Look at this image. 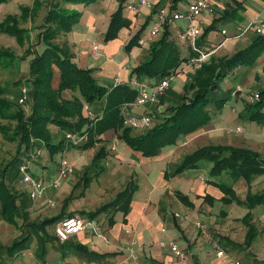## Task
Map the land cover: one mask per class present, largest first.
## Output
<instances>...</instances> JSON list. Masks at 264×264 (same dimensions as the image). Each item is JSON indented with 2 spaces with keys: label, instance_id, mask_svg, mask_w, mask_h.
<instances>
[{
  "label": "trees",
  "instance_id": "1",
  "mask_svg": "<svg viewBox=\"0 0 264 264\" xmlns=\"http://www.w3.org/2000/svg\"><path fill=\"white\" fill-rule=\"evenodd\" d=\"M61 1L87 3L91 0L46 1V11L41 29L37 33V38L43 43V47L30 58L27 77L24 79L26 86L25 102L29 106V112L27 114L23 112L21 103L17 99L11 100L2 95L4 89L0 87V117L13 122L12 124L0 122V133L3 138L15 141L17 152L20 149L22 151L28 150L34 140L40 141L49 153L59 149L62 151L65 147L64 142L67 140L64 137L59 138L56 142L50 140L51 134L48 124L53 123L63 130L73 131L78 135L85 133L86 139L84 141L73 143L74 146L82 149L91 147L95 142L100 141L101 136L99 134L111 129L130 148L138 150L145 156H155L161 146L174 142L179 136L186 135L206 123L230 95L239 92L237 86L231 89L228 86L221 88L220 82L233 73L235 66L251 64L264 48V32H255L256 34L247 44L231 54L217 55L212 51L200 63L199 67L193 69L189 77L183 82L181 92L171 103L165 105L164 111L154 124L145 130H141V132L131 134L129 133L130 126L123 125L120 105L134 98L135 89L124 81L109 85L97 82L91 67L78 66L71 60L67 45L55 41L56 34L61 32L59 30L67 31L77 16L76 10L63 7ZM121 1L109 16L103 34L104 40L115 37L118 29L128 24L127 18L121 14ZM175 1L171 0L172 4ZM230 12L231 15L234 14V10ZM13 18L14 16L7 14L5 20L0 23V28L3 23L14 26L15 20ZM144 24L131 34L123 44L126 51L131 45L137 43V38ZM13 28L15 32H9L15 33L19 37V31L22 33L23 28L15 26ZM212 28V22L203 26L197 38L200 49L201 40ZM0 54L10 53L0 51ZM188 58L180 54L178 47L169 38L167 24H164L159 37L149 42L144 57L130 68V74L138 78L156 80L169 72H174L180 62L186 61ZM53 65L58 70L55 87L51 85ZM63 89H70L76 93L70 97H64L61 95ZM216 89L217 91H215ZM257 90L260 98L253 103H244L245 117L261 121L264 120V110L262 109L264 86ZM214 91L217 92L218 96L214 95ZM95 99L101 103L99 107L92 109L93 113L91 111L92 116L90 117V114L83 113L82 103L89 104ZM158 102H162L159 97ZM105 155L104 145L101 144L93 152L90 164L102 166L100 160ZM202 158L210 163L207 169L209 175L206 180L222 192L220 196L222 202L227 203L236 200L245 204L247 208L261 204L264 209V188L255 192L248 188L244 197L240 198L234 193L231 183L215 177L221 172H225L230 178L241 177L248 184L254 175L260 173L264 175V155L245 146L221 143L204 144L183 154L172 173L197 168L198 161ZM5 167L7 166L4 165L0 168V217L6 222L16 224L15 218L19 212V215L25 218L28 211L25 209L24 200L20 199L16 202V196L20 192L12 189L4 180ZM82 177L86 181L87 175L85 173ZM135 186L133 179H128L112 198L84 214L91 218L97 213L107 212L109 213L107 221L108 224H111L113 212L117 210H120L122 214L127 212ZM211 198L212 196L207 193L203 195V199L210 201ZM60 216L61 214L57 213L41 221L21 223L22 226L26 225L21 230L25 234L21 233V237L17 240L13 239L7 245V250L14 249V247L20 250L24 247V240L28 236L26 230L39 228L44 237L47 236L44 226L48 223H54ZM249 218V211L241 217L242 221L248 225L243 240L247 245L254 236L248 221ZM50 235L55 237L52 233ZM6 264L13 263L8 261Z\"/></svg>",
  "mask_w": 264,
  "mask_h": 264
},
{
  "label": "rangeland",
  "instance_id": "2",
  "mask_svg": "<svg viewBox=\"0 0 264 264\" xmlns=\"http://www.w3.org/2000/svg\"><path fill=\"white\" fill-rule=\"evenodd\" d=\"M44 1L45 0H6L0 2V23L5 20V16L7 14H11L12 16H14V26L17 28H23L22 33L21 31H19V37L16 36L15 33L9 32H15L13 25L3 23L1 25L2 29L0 28V51H7L8 53H10L0 54V87L8 91L11 89L9 93H6L5 91L2 92V95L6 96L8 99H17L18 94L20 92L19 82L22 81L28 73L29 60L34 53L39 52L43 47V43L37 38V26L42 22V19L40 20L38 17L39 11L44 9L46 10V5ZM31 16L34 20H31L29 18ZM257 18L261 23L262 30L264 31L263 9L260 11V16H257ZM151 25L152 23L150 22L147 31H143V33L145 34L143 36L144 42L141 44L134 43L128 49V51L131 50V53L136 52L138 54L136 58H139L141 56L142 59L145 53L147 52L149 41L147 40L146 36L148 35ZM244 25L245 23L240 21V26L238 30H241ZM144 26L145 24L143 25V27ZM216 26L218 28L222 26L225 33L229 35L232 34L231 31H237L233 29V23L230 20L217 22ZM160 30L161 27L159 28V31L154 33V35L152 36L153 39L159 37L161 33ZM104 31H96L95 33L97 38L101 41H106L103 39ZM118 32L121 33V31H117L115 37L118 35ZM255 34V31L249 28L244 31L238 38H231L230 36V38L227 40V46L225 45L221 48L220 51L216 50L214 53H216L217 55H220L222 52V54H231L235 50L247 44ZM137 46L138 48H136ZM120 51L119 55H114V57L119 58L121 54ZM124 51L128 52L125 49ZM190 52L192 53V55L195 54L192 50H190ZM184 53L187 52L185 51ZM130 59L132 58L130 57L129 60ZM186 61L182 60L180 62L178 67H180L181 65L183 71L182 69L177 68L180 73H175L173 75L169 86L164 89L161 95H159V99H161L162 102H158V100H156V102L153 104L134 103L129 105L125 109L124 114L122 115L125 117L132 116L136 120H138L139 116L143 113L150 115L153 111V116L151 117L148 124L130 126L129 133L133 134L141 132V130H145L151 127L164 111V109H153V106H155V104L160 103L165 106L168 103H171L173 99L176 98L177 94L181 92L183 82L189 77L190 72H192L193 70V68L190 67ZM55 71L56 67L53 65L52 74H54ZM16 81H19L18 84L13 86V82ZM51 85L53 87L56 86L55 77L51 79ZM219 86L221 88H226L228 86L230 87V89L237 86L239 88V92L230 95L225 101V103L218 110H216L214 114L210 116V119L206 123L202 124L194 131L189 132V136L186 141H182L181 138L184 136L182 135L179 136L174 142L165 144L157 150V154L160 155L159 160L164 162L166 160L169 161L167 163L168 167L173 169V167L176 165L177 162H179L183 154L191 152V150L195 149L198 146L210 143L245 146L264 155V134L261 130V123H264V120L256 121L253 118L249 119L245 117V102L243 101L244 99H246L250 91L260 89L264 86V48L255 57L254 61L251 64H239L235 66L233 68V73L230 74L228 77H225L220 82ZM215 91H217V89ZM215 91L214 95L218 96L217 92ZM63 94L65 95L66 92H63ZM100 103L101 102L96 99L89 104L83 102V113L87 115V109H94L96 107H99ZM21 107L23 108V112L25 114L29 112V106L26 102L21 103ZM92 109L90 111H92L93 113ZM0 122L5 124L13 123L12 121H7L6 119L1 117ZM237 124L241 125L242 130H232L233 127ZM227 128H229L228 131L225 130ZM48 129L51 134L50 140L52 142H56L57 140H59V138L64 136L63 129L56 124H48ZM194 134L196 135L194 136ZM115 135L116 133L113 132L111 129L108 131L105 130L99 134V136L104 137H101V140L99 142L103 143L105 146H109L110 144H112V142L124 144V146L129 151H132L134 153V155H131L134 161L137 160L139 156L146 157L145 155H142L138 150L130 148L123 142L122 139L118 137L115 139ZM64 143L65 147L62 150L63 152L61 151V149H59L53 151L52 153H49L48 149L45 148V146H43L40 141L35 140L33 142V146L35 145L34 147H32L31 149L29 147L27 151H21L20 149L17 152L15 148V141L3 138L0 133V168L4 165L7 166L5 167L3 178L12 187V189L20 192L16 196V202H18L20 199L24 200L25 209H27L28 211V214L25 217L26 219L23 216H20L19 212L17 218H15L16 224L6 222L0 217V264H6L8 261H11L13 264H50L52 261V257L58 255V250L62 246L58 244L59 240L57 238L50 235L53 223H48L44 226V230L47 234V236L45 237L43 232L39 228H34L35 230H26L25 232H27L28 236L24 240V247L22 249L19 250L14 247V249L12 248L11 250H7L6 247L12 242L13 239L17 240L21 237V230L26 226H22L21 223H24L25 221H41L44 218L50 217L51 215L56 213V204L54 205V202L57 203L59 199H61V197L57 198L52 194L55 191H65V188H62V185L58 186V183L55 187H52L48 184L52 179H54L55 175H57L59 163L63 159V157L68 164H71L72 171L68 173L65 177L60 178L59 184L62 181L69 180L70 183L69 187L67 188L68 190L73 185L71 194L66 199V205L76 206V210L80 211V215L86 216L84 213L90 211L95 207H98L101 202H105V200H107L109 196L113 194L112 192H114L117 187L122 186L118 185L117 181L122 180L123 176H125L127 174V171H129V168L127 167L125 162H120L123 160H118L123 159L119 156L116 157L117 161L111 160L113 150H109L107 154L100 160V164L105 165V168L97 170V174L100 173L97 176L95 173V170L97 168H94V166L89 162L92 153L95 151V149L100 143H96L95 145H92L91 147H88L86 149L74 146V144H72L71 142L65 141ZM169 147L175 148L176 150L171 152L170 154H167L166 149ZM35 150H37V152ZM23 153H25L27 156H25ZM30 157L32 158L31 160H35V163H33V161H29V163H27L28 171L31 174L41 178L46 184L43 195L35 199H30L28 197L27 191L29 187L27 183L21 180L19 172L16 170L17 164L20 160L25 161ZM147 157L153 158V156ZM40 163L43 166H40ZM208 165L209 161L202 158L198 161L197 168L190 170L186 169L184 171L185 173L190 171H201L205 174V176H208ZM86 166H90L87 167L86 170L87 174H89L92 179L89 180L88 184L83 185L81 182L82 180H80V175L82 174V171L84 168H86ZM137 170L138 167L134 166L133 176L131 174L127 176L125 182L128 179H133L135 184H137L136 180L139 178L137 177ZM89 175H87V177H89ZM215 177L217 179H222L225 182L231 183L234 193L240 198L244 197L248 188L252 192L259 191L264 188V175L261 173L254 175L250 179L248 184L245 180H243V178L239 177L236 179H232L225 172H221ZM134 178L137 179L135 180ZM138 182L139 191H135V193L140 192L141 189L144 187L140 179ZM231 202L232 215L241 212L240 216L242 217L245 212L249 211L250 218L248 221L250 224L252 217V224H250V227L252 229V232H255V235L249 241V246L251 245L250 249L247 248V244H245L244 242V244L240 243L242 246L240 247V245L236 246L229 243L228 241H224V246L226 248V251L230 255V260H234L237 258L238 261H240V264H251V260L256 259L255 264H264L262 263V260L264 259V209L262 205L255 204L254 206H252L254 208L251 213L250 208H247L242 202H237L236 200H232ZM161 204L165 206V211L166 209L174 210L180 214H182L183 212V208H181L179 204L172 203L169 205V203L165 202L164 200L161 201ZM100 214L101 213H97L95 215L96 217L94 216L90 219L95 222L98 217H102ZM173 218L176 221L179 220L178 218ZM231 224L237 227L235 230H231L230 232H228L229 234L233 235L232 237L238 240L240 239L243 233L245 235V232L248 228L247 224L244 227L240 226V224L238 225V223L234 221H232ZM207 225L210 230L211 236L213 237L212 228L209 226L208 223ZM257 227H260V229H256ZM169 230L175 233H179L177 227L173 225L169 227ZM199 235L196 234L198 238L201 236ZM198 240L204 239L201 238ZM254 254H256L255 257L253 256ZM226 256L227 255L225 253V257Z\"/></svg>",
  "mask_w": 264,
  "mask_h": 264
},
{
  "label": "crops",
  "instance_id": "3",
  "mask_svg": "<svg viewBox=\"0 0 264 264\" xmlns=\"http://www.w3.org/2000/svg\"><path fill=\"white\" fill-rule=\"evenodd\" d=\"M46 1L47 0L44 1L45 5ZM133 1L135 0L121 1V14L127 18L128 24L118 29L121 33L118 32L116 37L106 41L99 40L95 33L96 31H104L106 29L109 16L111 12L118 7L120 0H91L87 3L61 1L63 7L76 10L77 16L67 31L62 32L63 30H59L61 32L56 34L55 41L67 45L71 60L78 66L91 67L94 78L101 84H115L126 81V79L131 76L130 68L141 60V56L136 58L138 54L136 52L131 53V50L125 52L124 49H122L123 44L131 34L145 23V26L141 29L137 38V44L144 42L143 36L145 34L143 31H147L149 23H152L154 10L157 6H162L166 13H172L174 11L183 10L186 4L191 0H176L174 4H172L171 0H150L153 3L151 8L141 6L137 12H133L124 7L125 3ZM262 9L264 10V0H214L212 12L202 13L198 17L201 30L204 25L210 22L213 23V28L210 29L206 33L205 38L201 40V49L212 50L213 52L216 50L220 51L221 48L227 44V40L230 36L231 38H238L247 30H238L240 21L246 24L252 17L260 16V11ZM231 10H234L235 15H231ZM45 11V9L39 11L38 17L40 20L42 19V21ZM29 18L34 20L32 16ZM224 20L232 21L233 29L237 31H231L232 34L229 35L225 33L222 26L220 28L216 26L217 22ZM164 24H167L169 38L178 47L180 54L185 57L194 56L195 54L192 55L190 52L191 48L187 41L177 36L178 32L186 25L185 19H171V17H169L167 21L162 23L160 31H162ZM41 25L42 22L37 26L38 31H40ZM146 38L149 42L153 40V38L148 37V35ZM93 42L97 45L95 51L92 50ZM136 48H138V46ZM119 51L121 52L119 58L114 57V55H119ZM185 51L187 53H184ZM130 57L132 59L129 60ZM177 68H182V66L180 65V67ZM177 73L180 72L178 71L176 74ZM26 77L27 75L25 78ZM54 77L57 83V68L55 73L52 74V78ZM24 79L20 82H13V86L19 82L20 92L18 97L22 94L21 87L25 85ZM144 79L153 81L152 78ZM4 91L9 93L11 89L9 91L4 89ZM63 92H66V94L64 95ZM74 93L76 92L70 89H63L61 91V95L64 97H70ZM164 107L165 106L160 103L155 104L153 109L156 108L157 110H161L164 109ZM91 109L92 108H89L87 110ZM195 135L196 134H194V136ZM188 136L189 133L184 135L181 138L182 141H186ZM101 137L104 138L103 136ZM116 138L117 136L115 135V139ZM96 143L100 142H95L94 145ZM101 144L103 143L99 145ZM34 146L32 144L30 149ZM104 148L106 154L109 150H113L111 160H116V157L119 156L123 159L118 160H123L120 162H125L129 168V171L123 176L122 180L117 181L118 185L123 186L127 179L126 177L130 174L133 176L134 166L138 167L137 177L139 178H136L137 180L134 178L137 184H135L136 188L132 192L128 210L125 214H122L120 210L113 212V222L111 224H108L107 221L109 213L100 212L102 217H98L95 222L92 220L95 224L94 227L96 231H93L90 227H86L69 235L65 241H59L58 244L62 247L58 250V255L52 257L50 264L54 262H57V264H232L233 260H230V255L226 251L224 241L242 247L240 243L244 244V233L242 234L243 237L241 236L240 239L237 240L228 232L237 228L235 225L231 224L232 221L237 222L238 225L240 224V226L243 227L246 224L241 220V212L232 215V202L224 203L221 201L220 196L222 192L216 186L207 182V176H205L203 172L190 171L185 173V171L182 170L178 173H172L173 169L167 166L169 161L166 160L164 162L159 160L160 155L158 154L153 156V158L139 156L137 160L134 161L131 157L134 153L129 151L122 143L118 144L117 142H112L109 146L104 145ZM175 150V148L169 147L166 149V153L170 154ZM23 154L27 156L25 153ZM21 161L22 160L19 162ZM30 161L35 163L34 159ZM40 166L43 165L40 163ZM87 167L90 166H86L80 175V180H82L81 182L83 185L88 184L89 180L92 179V177L87 174ZM94 168H97L95 173L98 176L100 173L97 174V170L105 168V165L100 167L94 166ZM84 173L85 175H89L86 181H84L82 177ZM31 175L37 177L33 174ZM139 179L144 187L140 192L135 193V191H139ZM69 183V180L62 181L60 184L58 181V186L62 185L65 191H55L52 194L57 198L61 197L58 201L59 203L54 202V205L56 204V213L54 214L60 213V217L70 214H80V211L76 210V206L66 205V199L71 194L73 186L72 185L68 190ZM122 186L117 187L114 192H112L113 194L105 201L112 198L116 191ZM205 193L212 196L210 201L203 199ZM162 200L168 202L169 205L172 203L179 204L180 207L183 208L182 214H186V217L176 221L172 215L174 210L166 209L165 211V206L161 204ZM102 203H104V201L101 202V204ZM253 208L254 207L250 208L251 213ZM194 219H201L209 224L212 228V235L214 237L212 238L218 242L223 249L224 255L226 253V257L223 258L224 255H215L214 249L208 243L206 237L196 230L193 224ZM250 224H252V217ZM171 225L177 227L179 233L169 230ZM161 228H163V230H161ZM256 229H260V227ZM196 234H200L202 237L199 235L200 237L198 238ZM201 238L204 240H198ZM170 240L174 241L177 246L185 252V257L178 258L171 253L166 245ZM249 244L247 248L250 249L251 245L249 246ZM255 255L256 254L253 256L255 257ZM255 260L256 259L251 260V264H255ZM262 263H264V259Z\"/></svg>",
  "mask_w": 264,
  "mask_h": 264
},
{
  "label": "built area",
  "instance_id": "4",
  "mask_svg": "<svg viewBox=\"0 0 264 264\" xmlns=\"http://www.w3.org/2000/svg\"><path fill=\"white\" fill-rule=\"evenodd\" d=\"M152 2L150 0H135L133 2L125 3L124 7L132 10L133 12H137L141 6L146 8L152 7ZM214 7V0H191L185 6V8L181 11H174L170 13H166L162 6H157L154 10V18L152 21V25L148 32V37H152L154 33L158 31L161 27L162 23L168 20L169 17L171 19L175 18H183L186 21L185 27H183L178 32V37L186 40L191 50L195 52L194 56H191L186 61L188 65L193 68L199 67L200 63L204 61L208 55L212 52V50H203L200 49L197 43V38L201 32L200 24H199V15L202 13H210L212 12ZM253 29L257 33L264 32L261 27V23L258 20L257 16L252 17L248 20V22L242 28V31L246 29ZM97 49V45L95 42L92 43V50L95 51ZM182 69V68H180ZM179 70H175L174 72H169L159 79L148 81L144 78H138L134 75H131L126 79V81L130 86H132L136 93L132 100L125 101L120 105V113L121 115L124 114L125 109L131 104H146V103H155L158 100L159 95H161L164 89L169 85V82L172 80L173 75L178 72ZM22 94L17 98L19 103L25 102L26 99V86L23 85L21 87ZM260 98V94L258 90H252L247 95L244 102L246 103H253ZM233 109V107H232ZM264 110V104L262 106ZM87 113L91 115V111L87 110ZM151 115V116H150ZM150 115L143 113L139 116L138 120L134 117H125L122 115V122L127 126H137V125H146L150 121L151 117L153 116V111ZM229 128L225 129L228 131ZM234 131L242 130L241 125L237 124L233 127ZM261 130L264 134V123H261ZM64 138L67 141L72 143L84 141L86 139V134H77L76 132L65 130L64 131ZM37 152V150H35ZM32 156V155H31ZM32 158H28L25 161H21L17 165V170L20 174V178L23 182L27 183L29 189L27 191L28 196L31 199H35L43 195L44 189L46 184L44 181L39 177H34L28 171V164ZM72 171L71 164H68L64 159H62L59 163V168L57 175L54 179L50 181L48 185L56 186L60 178L66 176L68 173ZM173 217L181 219L185 218L186 214H180L177 211L172 212ZM193 224L196 230L201 233L203 236L206 237L208 243L214 249V253L216 256H223L224 252L223 249L220 247L217 241H215L210 233L208 225L201 219H194ZM94 222L87 216H83L80 214H70L65 215L63 217H59L54 223L52 224L51 232L52 234L59 240H65L69 235L74 234L86 227H90L93 231L95 230ZM163 230V228H161ZM167 247L173 253L174 256L178 258L185 257V252L180 249L177 244L170 240L166 243ZM225 255L223 256V258ZM52 264H57L54 262ZM232 264H240L237 259L232 261Z\"/></svg>",
  "mask_w": 264,
  "mask_h": 264
}]
</instances>
